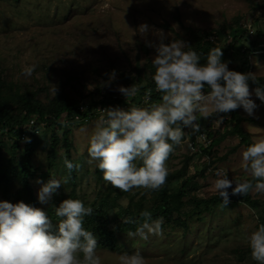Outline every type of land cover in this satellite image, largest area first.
I'll list each match as a JSON object with an SVG mask.
<instances>
[{"label":"rangeland","instance_id":"obj_1","mask_svg":"<svg viewBox=\"0 0 264 264\" xmlns=\"http://www.w3.org/2000/svg\"><path fill=\"white\" fill-rule=\"evenodd\" d=\"M262 18L261 0H0V79L7 94L33 92L42 104L61 93L82 98L83 103L88 104L92 99L100 100L103 95L122 96L119 87H134L129 80L134 79L136 73L143 81L153 82L155 70L151 60L155 50L146 46V40L158 42L160 30L166 36L165 43L180 39L190 45L195 33L216 30L227 33L228 27L236 23L246 28L254 27V22ZM142 24L150 26L151 31L146 36L139 32ZM250 41L244 40L241 48L250 46ZM223 42L219 38L215 40L217 46H223ZM221 59L228 62L229 70L239 68L236 58L222 56ZM248 60L247 73L264 78V50L248 54ZM32 64L37 65L33 74L30 77L22 75V70ZM113 70L114 79L110 78ZM249 90L250 98L257 105L254 113L248 115L242 107L235 111L240 117L241 129L253 142L264 137V101L256 97L253 87ZM119 108L127 110L124 106ZM220 115L224 116L222 123L218 115L208 120L200 119V132H192L181 125L185 135L168 158L169 173L181 171L186 166L183 177L172 183V188L177 189L185 178H193L192 188L187 189L185 196L187 200L191 196L208 198L217 194L213 181L220 169L228 172L229 179L243 181L249 177L241 167V152L245 148L236 135L226 136L212 147L210 155L195 154L197 150L191 145V138L206 145L209 142L204 141L207 132H217L215 137L219 138L231 130V122L226 121L228 116ZM96 123L69 126L72 142L69 154L77 165L76 191L78 197L87 202L99 191L114 188L102 175L99 178L96 162L89 163L88 137ZM2 140L0 154L8 158L10 140L4 136ZM23 149L20 142L18 154H22ZM56 156L58 163L64 150L59 149ZM31 163L38 168L30 182L41 208L51 205L55 195L68 194L69 189H64L62 183L51 200L41 204L38 192L42 185L36 181L46 183L53 177L62 180V164L58 165L59 170L51 169L52 176L43 180L41 174L46 172L47 163L46 153L40 146L32 154ZM18 188L17 182L11 184L13 194ZM146 191L133 189L122 195L118 203L126 206L128 195L144 193L149 196ZM251 196L264 200L262 193L251 192ZM187 223L185 232L182 227L163 225V234L150 236L148 240L119 234L118 249H98V255L103 264H118L120 254L135 251L144 256L145 264H256L251 259L247 242L248 236L258 228L253 209L244 204L218 206L213 215L207 212L201 216L192 215Z\"/></svg>","mask_w":264,"mask_h":264},{"label":"clouds","instance_id":"obj_2","mask_svg":"<svg viewBox=\"0 0 264 264\" xmlns=\"http://www.w3.org/2000/svg\"><path fill=\"white\" fill-rule=\"evenodd\" d=\"M150 31L147 24L139 26L143 36ZM165 39L160 30L158 42L146 40V46L155 50L152 80L160 101L144 107L133 105L127 110L99 109L100 118L88 137L89 163L96 162L103 180L122 192L156 191L165 185L168 158L185 135L181 125L200 132L198 121L212 115H218L221 123L224 116L220 114L241 107L252 115L257 105L250 98L249 80L257 85L256 97L264 101V84L256 73L229 70L228 62L221 59V48H211L206 61L201 63V57L185 41L165 43ZM36 67L26 66L22 75L30 77ZM115 75L113 70L110 78ZM118 91L127 98L138 90L121 86ZM152 91L149 89L146 96ZM25 142H30V138L25 137ZM63 163L69 171L77 167L67 158ZM241 167L250 179H229L224 169L215 173L213 188L221 207L230 203V188L231 195L264 194V137L242 150ZM36 182L42 185L38 192L41 204H47L61 184L67 183L66 179L62 182L54 177L46 183ZM54 213L58 218L55 226L41 208L23 201H0V264H103L96 235L84 227L85 217L93 214V208L79 199L68 198L54 208ZM122 223L135 225L134 231L126 233L130 239L148 240L163 234V217L154 219L148 210L141 211L138 219L129 216ZM247 242L251 259L264 264V224L248 236ZM118 264H145V258L139 251L124 252L119 255Z\"/></svg>","mask_w":264,"mask_h":264},{"label":"trees","instance_id":"obj_3","mask_svg":"<svg viewBox=\"0 0 264 264\" xmlns=\"http://www.w3.org/2000/svg\"><path fill=\"white\" fill-rule=\"evenodd\" d=\"M261 2L262 8H264V0H261ZM251 30L252 34L249 33L250 30L245 26L242 27L236 23L235 26L228 27L227 33L221 32L220 30H216L213 33H195L192 36L193 42L190 44V50L195 51L201 57L200 62L204 63L211 48H221L223 56H231L240 62L237 72L247 73L249 69L248 54L257 49L264 50V18L256 20L254 27L251 25ZM210 36H212V39L209 38ZM218 38L224 41L223 46H217L215 44V40L217 41ZM246 39L251 40L250 46L241 48L243 41ZM185 50L187 51L189 49L186 48ZM257 79L261 84H264V78ZM129 81L138 90L136 95L127 98L123 95H103L100 100L92 99L88 103L87 112H91L100 106L118 105L124 106L126 109L133 105H148L160 101L159 93L154 90V82H148V80L143 81L138 73H136L134 79L132 78ZM248 84L249 87H253L254 89L257 87L251 80L248 81ZM149 89L153 91L151 95L146 96ZM80 104H84L82 98H73L68 93H61L49 100L46 104L40 103L35 98V93L33 92L7 94L4 89V84H2V80L0 79V147L3 146V136L10 140V156L8 158H2L0 154V201H7L13 204L23 201L33 207L41 208L35 198L34 189L30 182V179L38 173V168L31 163L32 154L40 146L46 153L47 163L46 172L41 174V178L43 180L49 179L52 176L49 173L51 169L57 170L58 165L62 164V181L65 179L67 181V183H64L63 188L69 189L68 194L65 196L61 194L59 196L55 195V192L54 202L41 209L46 211L55 226L58 218L55 216L54 208L58 207L63 200L68 198L79 199L83 201L86 207H92L93 214L85 217L84 227L96 235L98 249L117 250V235H126L129 230H135V225L123 224L122 221L129 216L138 219L139 213L143 210L150 211L154 219L163 217V225L171 224L176 227H182L185 232L188 229L187 220L190 216H201L206 212L213 215L217 207H221V200L218 194L208 198L191 196L188 200L185 199L187 189H191L193 185L192 177L182 180L181 185L177 189L171 187L172 183L183 177L186 166L181 171L169 173L165 185L159 190H147L146 192L149 196L144 193L128 195V203L126 206L118 203L120 197L125 195L126 192H122L116 188H106L104 191H99L90 202L82 200L78 197L76 191L78 181L76 167L69 171L63 163L65 158L73 163L69 154L72 148V142L69 139V126L76 123L73 121V116L78 113V106ZM224 115L228 116L229 120L226 117V121L232 124L231 130L225 132L219 138L215 137L217 132H207L204 135L205 140L209 141L206 145H201L200 142L195 140V137L191 138L197 150H195V154L204 153V155H210L212 147L219 144L228 135L238 136L244 148L252 143L248 134L240 127V117L237 112L232 111ZM64 116L68 121L66 124L60 123L61 118ZM30 119L35 120L34 127L42 125L45 131L34 135L32 130L24 129V125ZM57 125H60L59 130L56 128ZM76 125H89V123H76ZM59 132L61 135H59ZM22 134L30 138V142H25V140L21 141ZM20 142L24 147L22 154H18ZM59 149L64 150V156L57 163L58 156L56 155ZM208 165L209 161L205 167ZM205 167H203V172ZM58 172L60 173V171ZM96 172L99 178L100 175L103 176L97 167ZM246 179H250V177ZM14 182L18 183L19 188L13 194L11 192V184ZM228 191L230 194V205H246L255 211L258 226L264 224V200L259 201L253 198L251 192L244 196L231 195V188ZM136 195L138 197L135 199Z\"/></svg>","mask_w":264,"mask_h":264},{"label":"built area","instance_id":"obj_4","mask_svg":"<svg viewBox=\"0 0 264 264\" xmlns=\"http://www.w3.org/2000/svg\"><path fill=\"white\" fill-rule=\"evenodd\" d=\"M248 29H250V26L247 27ZM249 33L251 34L252 31L250 30ZM119 108L118 105H108V106H100V107H96L95 109H93L91 112H87L88 110V104L84 103V104H80L78 106V113L75 114L73 116V121L76 123H82V124H87V123H93L95 121H98L101 115V112L99 109H105V108ZM62 124H66L68 123L67 119H65V116L61 118V122ZM35 124V120L34 119H30L28 121V123H26L24 125V129L26 130H32V132L34 133V135H38L42 132L43 130V126L39 125L34 127ZM26 135L22 134L21 135V141L25 140ZM205 141V138H204ZM193 143H191L192 145Z\"/></svg>","mask_w":264,"mask_h":264}]
</instances>
